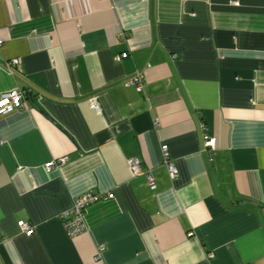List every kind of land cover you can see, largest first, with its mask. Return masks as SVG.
<instances>
[{
  "label": "crops",
  "instance_id": "obj_1",
  "mask_svg": "<svg viewBox=\"0 0 264 264\" xmlns=\"http://www.w3.org/2000/svg\"><path fill=\"white\" fill-rule=\"evenodd\" d=\"M0 40V264H264V0H0Z\"/></svg>",
  "mask_w": 264,
  "mask_h": 264
},
{
  "label": "built area",
  "instance_id": "obj_2",
  "mask_svg": "<svg viewBox=\"0 0 264 264\" xmlns=\"http://www.w3.org/2000/svg\"><path fill=\"white\" fill-rule=\"evenodd\" d=\"M3 45V41L0 40V47ZM126 57V54H122L116 58L117 61ZM19 64L18 59H13L9 61L6 65L9 68L16 67ZM124 86L127 88L134 89L137 93L143 92L144 87V78L141 72H135V74L124 82ZM24 107V92L19 90H12L10 92H6L1 94L0 96V115L9 114L15 110L22 109ZM96 108V107H95ZM203 147L205 150L212 151L216 148V140L214 138H209L206 134H203ZM162 155H163V163L167 167L169 176L171 179L177 177V170L173 166V164L169 161V156L167 152V146H162ZM65 163V159L61 158L59 160L49 162L45 165V169L50 170L56 165H61ZM129 169L133 176L138 174H143L147 185L151 190L155 188V183L153 177L149 170L142 171L141 163L139 160H129L128 162ZM100 196L94 195L91 192H86L77 196L72 203V206L69 210L62 214L63 219V227L66 231V234L70 238H75L79 236L84 230V219L85 212L87 208L97 202ZM106 199H112V194H106ZM17 227L21 233L26 236H30L34 232V227L25 222L19 221L17 222ZM192 234L190 233L189 236ZM104 250V246H100L97 251V258L99 257L100 252ZM212 256H209V258Z\"/></svg>",
  "mask_w": 264,
  "mask_h": 264
}]
</instances>
